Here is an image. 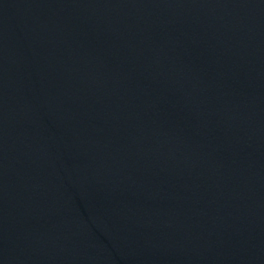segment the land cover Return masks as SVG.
<instances>
[{"label":"water","instance_id":"obj_1","mask_svg":"<svg viewBox=\"0 0 264 264\" xmlns=\"http://www.w3.org/2000/svg\"><path fill=\"white\" fill-rule=\"evenodd\" d=\"M0 264H264V0H0Z\"/></svg>","mask_w":264,"mask_h":264}]
</instances>
